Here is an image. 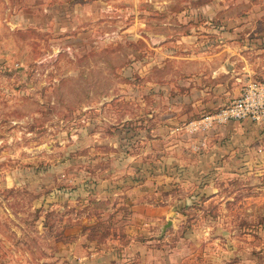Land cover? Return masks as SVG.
I'll return each mask as SVG.
<instances>
[{
    "label": "rangeland",
    "instance_id": "obj_1",
    "mask_svg": "<svg viewBox=\"0 0 264 264\" xmlns=\"http://www.w3.org/2000/svg\"><path fill=\"white\" fill-rule=\"evenodd\" d=\"M28 5L0 0V264H71L85 242H124L126 230L139 242L149 230L161 264L172 251L184 259L191 247L231 239L256 254L264 243V118L208 120L241 93L207 108L198 92L224 87L234 96L264 78L239 72L245 60L237 55L195 59L206 46L173 43L188 27L179 31L172 11L156 14L150 3L69 43L17 21ZM229 33L235 48L255 36ZM207 171L222 201L195 198ZM227 228L233 237L221 235ZM196 252L193 264H202Z\"/></svg>",
    "mask_w": 264,
    "mask_h": 264
},
{
    "label": "crops",
    "instance_id": "obj_2",
    "mask_svg": "<svg viewBox=\"0 0 264 264\" xmlns=\"http://www.w3.org/2000/svg\"><path fill=\"white\" fill-rule=\"evenodd\" d=\"M170 1L171 0H44L41 3L40 0H28L29 5L27 8L15 13L14 18L25 26L37 27L44 25L47 29H52L57 32L59 36L65 38L66 42L69 43L72 41L73 37L77 38L93 34L100 24L109 21L111 18L115 20L119 13H127L128 9H131L133 5L142 6L150 3L151 11L156 12V14H164L166 11H172L174 14V24L177 25L179 31L182 28L188 27V36H186L184 32L180 38L177 37L173 39V43H181L187 40L192 42L194 39L197 45H205L207 47H203V49L207 50L201 52L199 55L193 54L192 57L195 59L200 60L208 57L209 59L217 60L220 58L222 60L221 63H223L227 59H230V55H237L235 56L236 59H244L245 61L240 71L237 70V67L235 70L241 72L244 76L249 77L254 74L264 78V19L261 18L263 17L262 15H264V3L255 4L257 0H254L251 2L252 5L250 10L245 11L242 10L245 0H210L203 5H194V0H188L187 2L186 0ZM261 1L263 0H258L259 3ZM122 9L126 10L121 12ZM252 19H255V21H252ZM230 28H236V30H243L244 32H254L255 36L252 38L248 36L242 38L240 41L241 47L238 46L235 48L234 46H230L228 42ZM164 41L165 38L157 37V40L153 44L161 46ZM242 46L245 47L243 50H241ZM248 46H251L249 48L254 50L251 52L252 57H254L253 64L247 62L249 53L246 51V47ZM210 47L213 48L209 50ZM239 50L241 51L239 52ZM157 52L161 53V50L157 49ZM229 52L231 53L229 54ZM231 60L236 61L234 59ZM213 73H216L215 70ZM190 84L191 83H189V85ZM233 84L234 86H238L237 82ZM244 84L245 83L240 86V89L236 88V90H234V96H231L233 95L232 92L227 91L224 87L218 90H207L208 92H206V94L198 92V95L206 97L201 100L204 101L205 99V103L203 104L204 107L212 108L215 106H223V104L230 99L240 95ZM187 98L189 99L188 101L195 104L196 100L194 96L192 100L189 96ZM259 127L260 129L257 133L259 134V141H262L264 126L260 124ZM162 138V140H168L169 136L166 138L162 135ZM260 152L262 153L263 151ZM196 169L197 168H195L194 173L198 172ZM219 169L223 168L220 167L218 170ZM163 171L167 172L166 170ZM191 171L192 167L189 166L186 169V173H191ZM207 172L210 173V177H207L210 179H206L203 182L195 181V184L199 185V189L202 191H197L196 193L198 196L195 198L200 199L202 195H205L208 201H222L224 198L220 190L222 187H217L216 183L212 180V178L217 175H212L213 172L210 171ZM223 187L225 188V186ZM144 206L148 207L149 210L152 204L145 203ZM151 217H149L150 221L154 220ZM205 232L208 233L209 230H205ZM236 232V230L229 231L227 228L222 231L221 235L233 237V234ZM125 233L124 238H126V240L124 242L120 239V242L112 239L109 240L108 244L102 243L101 245L96 241L85 242V250L81 252L78 250V260L71 264L162 263V261H159L154 255L155 246L152 245L151 233L149 230L140 231L142 237H144V241L142 242L136 241L133 237L134 232L126 230ZM82 238L83 237L78 238V241H81ZM256 248L258 252L252 256H248L245 254L244 249L235 242V239H231V242L229 241L228 243H226V241L220 242L219 244L215 242L213 246H207L204 250H199L196 246L191 247V249H188L189 255L184 259L178 256V259L175 260V252L172 251L173 254L170 256V259H167L163 264H193L198 257L196 255L198 252L196 251L202 253L200 254L201 258H204L202 264H264V243L257 245ZM184 251H186V249Z\"/></svg>",
    "mask_w": 264,
    "mask_h": 264
},
{
    "label": "built area",
    "instance_id": "obj_3",
    "mask_svg": "<svg viewBox=\"0 0 264 264\" xmlns=\"http://www.w3.org/2000/svg\"><path fill=\"white\" fill-rule=\"evenodd\" d=\"M264 118V80L249 81L244 84L241 95L231 104L221 107L214 117L219 121L251 119L260 121Z\"/></svg>",
    "mask_w": 264,
    "mask_h": 264
}]
</instances>
